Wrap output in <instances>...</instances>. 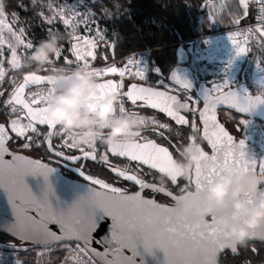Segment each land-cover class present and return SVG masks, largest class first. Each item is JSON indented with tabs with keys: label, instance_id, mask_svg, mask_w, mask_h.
I'll return each mask as SVG.
<instances>
[{
	"label": "water",
	"instance_id": "1",
	"mask_svg": "<svg viewBox=\"0 0 264 264\" xmlns=\"http://www.w3.org/2000/svg\"><path fill=\"white\" fill-rule=\"evenodd\" d=\"M109 51L114 58V44ZM174 55L167 79L202 101L197 115L206 146L198 143L194 148L192 187L175 194L115 169L117 177L138 189L109 190L12 149L9 143L17 138L9 125L0 122V232L18 241H0L1 250L17 252L77 242L99 264H220L226 251L236 255L244 243H264V213L259 202L264 174L258 173V153L244 137H236L226 127L219 113L226 109L264 122V94L245 93L240 85L214 93L206 81L197 80L183 44L175 48ZM245 72L246 67L241 83ZM75 77V73L26 71L6 100L32 123L47 128L45 145L50 153L73 165L94 161L95 152L63 154L55 149L53 138L57 126L81 110L90 115H115L117 100L122 98L131 105H154L179 127L190 124L193 110L188 99L140 81H130L120 89L112 76L67 89L44 105H31L26 99L30 88L62 85ZM143 131L126 128L95 133L138 136ZM107 151L157 171L176 186L185 174L170 148L155 139H111ZM145 188L172 196L174 203L144 195ZM62 264L76 262L67 259Z\"/></svg>",
	"mask_w": 264,
	"mask_h": 264
},
{
	"label": "rangeland",
	"instance_id": "2",
	"mask_svg": "<svg viewBox=\"0 0 264 264\" xmlns=\"http://www.w3.org/2000/svg\"><path fill=\"white\" fill-rule=\"evenodd\" d=\"M23 1L24 0L20 2L24 4L23 7L25 10L38 9L35 10L36 12H34V15H36L39 20L38 25L41 27V30L43 32L45 31V35H47V43L49 45L47 47L52 52V55H49L47 51L33 43L29 38L26 39L22 38L23 36H14L13 28H11L13 27V23L16 22L18 26H25L26 31L29 32L27 24L29 25L30 18L33 17L29 16L30 18H22L20 16H14V13L9 14L4 10L3 0H0V35L4 37L6 43L11 44L13 49L16 50V56L12 61L1 62V65L4 66L3 73L1 74L2 84L8 87V96L10 94L9 89L13 88L14 85L16 87L21 80L18 79L17 72H21L24 67L38 64L40 65L39 70L28 71L41 72V70L54 69L56 68L55 65H64L66 62L63 60L62 55L65 54L66 49L70 48L69 44L74 45L75 51H89L91 49V46L88 44V42H90V37L94 35L92 38H97L100 36V33H106L107 31L104 25L101 24V20L103 19L101 14L95 10L90 11L91 8L85 0H76L75 3L70 5L66 4L64 6L58 4L57 0H25V3H23ZM195 4L198 9L199 25L202 29L195 31L196 36L188 39L192 42L187 48L191 50L190 65L195 71L197 79L206 81L214 88L221 87L224 84L240 85V75L244 69V63L248 58L249 64L247 66L248 69H246L247 78L251 86L246 82L243 83L247 85L251 93L264 94V74L260 72V65L264 64V41L260 36L255 34L254 31L238 29L244 25L248 18H252L254 0H195ZM84 8L88 10V12L84 11ZM237 11H239V14H237ZM24 19L27 24L23 21ZM9 22L12 26L8 25ZM63 25L66 28L64 33V35H66L64 36L66 37V43L64 42L63 35H61L63 34ZM202 30L206 31V33L204 31L200 32ZM84 36H86L85 42L82 40ZM78 37L79 39H77ZM243 46L245 48L243 60L236 62L235 59L238 51ZM23 47L27 56L25 59L20 52ZM104 50L107 52L106 49L103 48V45L98 47L96 52L97 58L99 52L101 53ZM168 51L175 52V49L170 47ZM166 53L167 50H162L155 55H153V51L151 52L149 67L146 71L150 79L155 81L159 76H166L167 72L172 67L168 69V66L163 64L166 60V62H168V58H164V54ZM153 61H155L158 66L160 73L154 71ZM118 66L108 60V62L104 63V71L114 73ZM152 72L157 74L156 77H154ZM7 83H9V85ZM201 104L202 101L200 107ZM5 112L9 115L8 125L12 129L15 137L22 140V144L15 146L17 150H30L32 145L35 147H42L44 138L46 137L44 131L24 116V112L20 108L10 105ZM133 116L127 114L123 99L120 98L117 100V113L115 115H93V117L90 118L76 116L72 118V123L79 126L85 124H91L93 126H111L120 123L131 125L153 124L161 127L160 129L166 132H168V128H170L171 123L167 121ZM220 116L221 118L223 117V119L225 118L224 120L227 118L232 120L234 117V115L226 112H222ZM243 117L244 116H241L238 121ZM189 125V134L184 147L188 155L192 156L196 144L199 143V135L201 133V125L198 116L192 115ZM63 131V126L59 127L57 128L56 134L59 135ZM28 136L32 137L30 141H28ZM95 138L96 137L93 135L66 133L63 140L69 144L79 146L93 145ZM191 169L192 163L188 162L185 167V174L182 177L183 181L179 185V190H182L183 186L189 187L191 185ZM55 249L60 248L57 247ZM2 251L18 256L15 251ZM52 251L47 253L45 259L46 264H52L50 260ZM62 252L63 258L60 260L59 264L65 260V251L63 250Z\"/></svg>",
	"mask_w": 264,
	"mask_h": 264
},
{
	"label": "trees",
	"instance_id": "3",
	"mask_svg": "<svg viewBox=\"0 0 264 264\" xmlns=\"http://www.w3.org/2000/svg\"><path fill=\"white\" fill-rule=\"evenodd\" d=\"M20 1L22 0H3L4 10L9 14L16 13L25 18L31 16L29 10H25L23 7L24 4ZM88 4L96 12L100 13L103 18L101 24L104 25V28L107 30L106 33L111 37V43L109 45L114 44L115 57H111L108 60L117 66L122 63L125 54L134 50L150 47L154 49L153 55L162 50H167V53L164 54V58H168V62H166V60L163 64L168 66L169 69L175 59L174 52L168 51L170 47L175 49L179 44L186 46L185 41L196 36L195 31L202 29L198 21V9L195 0H96L95 3L88 1ZM254 8L255 7H253L252 18H248L244 24L254 21ZM237 14H239V11H237ZM38 22L37 16L30 18L28 38L47 51L49 55H52V52L47 47L49 46L47 43V35H45V31L43 32L41 30ZM203 31L204 30L200 32ZM204 32L206 33V31ZM107 54L110 55V51H107ZM108 60L106 61L102 56V52H99L97 58L99 63L104 64L108 62ZM248 64L249 59L247 58L244 63V67L247 69ZM39 69L40 65L38 64L24 67L21 72H17L18 79L20 80L22 78V74L25 71ZM247 69L245 73V82L251 86L247 78ZM51 71V69L41 70V72ZM152 74L154 77L157 75L153 72ZM7 84L9 85V83ZM7 96L8 87L5 84H0V122L8 125L9 115L5 112V110L9 108L6 104ZM222 112L234 115L232 120L229 118L224 120L225 118L223 119L221 116L220 119L236 137H241V125L238 123V119L241 115L226 109H221L220 115ZM160 119L175 126L176 130L172 131V133L165 132L175 141L177 153L180 154L177 160L183 167H186L188 162L192 163L193 157L188 155L184 147L189 134L190 125L179 127L162 112H160ZM199 143L206 146L201 133L199 135ZM20 144H22V140L17 138V140L10 141L9 146L16 150L14 147ZM46 149L45 139L42 147L31 146V150H37L40 153ZM100 169L104 170L103 166H100V168L98 166L96 169H89L87 171L112 182L113 180L104 175ZM69 175L81 179L75 174ZM182 181L183 178L179 180L178 187ZM259 202L264 213V189L262 187L259 192ZM238 249L239 254L236 255H233L229 251L223 253L219 260L220 264H232L244 257L260 261L264 264V243L247 242L240 245ZM15 253L24 260L25 264H35L34 248L26 251H17ZM62 258L63 252L60 249H54L50 254L52 264H59Z\"/></svg>",
	"mask_w": 264,
	"mask_h": 264
},
{
	"label": "built area",
	"instance_id": "4",
	"mask_svg": "<svg viewBox=\"0 0 264 264\" xmlns=\"http://www.w3.org/2000/svg\"><path fill=\"white\" fill-rule=\"evenodd\" d=\"M254 7H255L254 21L251 23H246L242 25V27H239L238 29H246V30L254 31V33L260 36L261 39H263L264 41V0H254ZM83 10L88 12V10L86 9ZM14 16L18 17L20 15L14 13ZM23 21H25V19ZM8 25L12 26L10 22L8 23ZM11 28H13V32L15 34L14 36L16 37L23 36L22 38H26V39L28 38V31H26L25 26H18L17 23L15 22L13 23V27ZM93 36L94 35L90 37V42H88V44L91 46V49L89 51L86 50L75 51V48L73 47L74 45L69 44L70 48L71 47L73 48L66 49L65 54L62 55V58L66 63L64 65L61 64L55 65V67L58 69L57 72L58 74L75 73L76 74L75 79L70 81L69 83L62 85L50 84V85H41L30 88L25 96L31 105L47 104L49 102H52L60 98L66 89L73 88L75 86L87 83L95 79H102L113 76L117 79L118 86L121 89L125 88L130 81H140V82H145L148 84L160 86L162 88H165L166 90L175 92L179 94L182 98L188 99L190 101L193 110L190 114V119L192 115L198 116L197 111L200 108L201 100L194 92H191L185 88H180L174 85L167 79L166 76H159L155 81L148 77L146 71L149 67V59L151 52L153 51V48L147 47L145 49H138L125 54L122 63L118 66V68L114 73H111L104 71V64H100L97 62V54H96L99 46L104 44L109 45L111 43V37L106 33H100V36H98L97 38H92ZM65 39L66 37H64V42ZM77 39H79V37ZM82 40L85 42L86 36H84ZM191 42H192L191 40H186L185 41L186 46L185 45L184 46L186 48L189 47ZM187 50L189 54H191V50H189L188 48ZM20 52L24 59L27 58L24 47L21 48ZM15 56H16V50L13 49L11 44L6 43L4 37L0 35V84H2L1 74L3 73V69H4V66L1 65V62L2 61L10 62L12 61V59L15 58ZM260 72L264 74V64L260 65ZM14 88L15 85L13 86V88L9 89V92L11 93ZM221 88H222L221 90L225 89L222 86ZM238 123L241 125L242 137H244L247 140V142H249V144H251L258 153L259 156L258 173L264 174V122H262L257 118L243 117L238 121ZM60 164L71 174H75L79 176L81 179H85L88 181H90L89 179L96 180L97 182L101 183L100 186L105 187L112 191L128 192L126 186L114 182H109L99 176L92 175L90 172L77 165L69 164L62 161L60 162ZM191 181H192V169H191V177H190L191 185L189 187L183 186L182 190L179 191L182 192L191 188L192 187ZM57 247H59L62 251L63 250L65 251L64 261L70 259L75 261L76 264H99L89 254V252L80 243L77 242L63 243L49 248H34L35 264H46L45 259L47 253ZM0 264H25V262L21 257H18L15 254L7 253L0 250ZM232 264H263V263L257 260H253L251 258L244 257Z\"/></svg>",
	"mask_w": 264,
	"mask_h": 264
},
{
	"label": "flooded vegetation",
	"instance_id": "5",
	"mask_svg": "<svg viewBox=\"0 0 264 264\" xmlns=\"http://www.w3.org/2000/svg\"><path fill=\"white\" fill-rule=\"evenodd\" d=\"M57 1H58V4L64 6L66 4L70 5L72 3H75L76 0H57ZM85 1L87 3H88V1H91L92 3L96 2V0L95 1L85 0ZM23 3H25V0L23 1ZM89 7L91 8L90 10L94 11V9L90 5H89ZM31 10L32 9L29 10L31 16L36 17V15H34V12H36L35 10H38V9L34 8L32 11ZM64 22H65V20H64ZM65 30H66V28L63 25L62 26L63 34H61V35H63V37L66 36V35H64ZM109 46L110 45H107L106 48H104V47L103 48L106 49V51H109ZM102 56L104 59H106V58L109 59L111 57V54L108 55L107 52H105V50H104V51H102ZM51 70H52L51 72H54V73L58 72L57 68H54ZM244 77L246 79V74ZM240 79L242 80L241 75H240ZM217 88H220V87H217ZM123 104L125 105L126 112L129 116L134 115L133 117H145V118L147 117V118H151V119L154 118V119H157L159 121H164V120L160 119V111L158 109H156V107H154V105H151L148 103H145L143 106L142 105H131L125 99H123ZM116 113H117V110H116ZM76 116H80V117H84V118L93 117V115L87 114L85 111L81 110L78 113H76L75 115H73L69 120L62 122L60 125L57 126V128L63 126L64 131L61 134L57 135L56 134L57 128H56L54 138H53V145H54L55 149L59 150L63 154L76 155V154L82 153L84 151L95 152L94 161L93 160H86L84 162L83 166H81L83 163V160H81L78 164H76L77 166H79L85 170L96 169L98 166H99V168H100V166H103L104 170L100 169V171L104 175H106L109 179H112L113 180L112 182L126 186L128 192L136 191L138 189V187L135 186L134 184L124 180V179L117 177L113 173V170L120 169L121 172L126 171L128 173H132L133 175H136V176L140 177L141 179H144L148 183L160 184V185L166 187L172 193H175V194L180 193L178 185L176 186V185L172 184V182L167 177H165L164 175H161L157 171H155V172H157L158 174L155 173L154 170L142 166L137 161H129L127 159L112 156L107 151V144H108L109 140H111V139H123V140L139 139L140 141H145L148 139H155V140H157V142L164 144V145H167L170 148L171 152L173 153L174 157L177 159L178 157H180L179 156L180 154L177 153L175 141L164 130L160 129L161 127L153 125V124L131 125V124H127V123H120V124H115V125H111V126L110 125H103V126H95L94 125L93 126L91 124H85V125L79 126V125H75L72 123V118H74ZM126 128L143 129L144 131L142 134H140L138 136H120V135L111 136V135H102V134L95 133V131L108 132L111 130H119V129H126ZM40 129H42L44 131V134L46 136L47 128L45 129V127H40ZM156 129L159 130V132L156 131ZM174 130H176L175 126L170 124V128H168V132L172 133V131H174ZM66 133H71V134H75V135H93L96 138H95L93 145H79L78 146V145L69 144L63 140L64 135ZM99 138H101V139H99ZM99 140H101V141H99ZM16 150H17V148H16ZM26 150L24 151L22 149H19L17 151L25 152L26 154L32 155V156L42 160L43 162H47L50 165L61 166V168H63L66 173L71 174L69 171H67L60 164L61 161L62 162H66V161L60 159L59 157L55 156L54 154H51L50 151L48 150V148L41 153L38 152L37 150H31V149L30 150L28 149L27 151ZM66 163H69V162H66ZM69 164H71V163H69ZM143 193L146 196L155 197L156 200L163 202V203H169V204L174 203V199L172 196H169L168 194H164L162 192H159V191L151 189V188H145L143 190ZM0 241H2V242L3 241L4 242H10V241L18 242L17 240L13 239L12 237H10L7 234H4L2 232H0Z\"/></svg>",
	"mask_w": 264,
	"mask_h": 264
},
{
	"label": "bare ground",
	"instance_id": "6",
	"mask_svg": "<svg viewBox=\"0 0 264 264\" xmlns=\"http://www.w3.org/2000/svg\"><path fill=\"white\" fill-rule=\"evenodd\" d=\"M244 55H245V48H244V46L243 47H241L240 49H239V51H238V54H237V56H236V62H240V61H242L243 60V57H244ZM44 73H47V72H44ZM56 74H58V73H56ZM229 85H233V84H224L222 87H224V88H226V87H228ZM76 87V86H75ZM240 88L243 90V92H245V93H250V91H249V88L247 87V85L245 84V83H241L240 84ZM70 89V88H69ZM121 89V88H120ZM123 89H125V88H123ZM220 89H222L221 87L220 88H214V87H212V90H213V92H218ZM67 90V89H66ZM16 132V131H15ZM90 181H93V183H96V184H98V185H101V183H99V182H97L96 180H91L90 179Z\"/></svg>",
	"mask_w": 264,
	"mask_h": 264
},
{
	"label": "crops",
	"instance_id": "7",
	"mask_svg": "<svg viewBox=\"0 0 264 264\" xmlns=\"http://www.w3.org/2000/svg\"><path fill=\"white\" fill-rule=\"evenodd\" d=\"M153 68H154V71L156 73H159L160 70H159L158 66L156 65L155 61H153Z\"/></svg>",
	"mask_w": 264,
	"mask_h": 264
}]
</instances>
